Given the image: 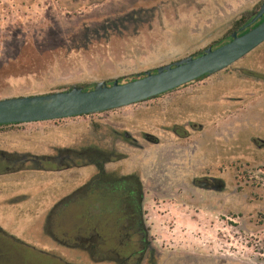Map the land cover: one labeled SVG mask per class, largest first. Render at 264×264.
Listing matches in <instances>:
<instances>
[{
  "label": "rangeland",
  "instance_id": "obj_1",
  "mask_svg": "<svg viewBox=\"0 0 264 264\" xmlns=\"http://www.w3.org/2000/svg\"><path fill=\"white\" fill-rule=\"evenodd\" d=\"M262 2L0 0V100L72 87L87 90L98 82L122 84L196 57L225 43L234 24L252 18ZM223 74H251L264 82V43ZM217 78L205 82L215 95L214 109L197 111L189 93L174 100L161 97L93 116L19 125L6 130L0 144L7 151L55 159L60 153L121 149L128 158L124 168L137 166L148 178L144 215L159 256L154 264H264V86L233 104L224 101L231 98L221 89L239 84L234 77L212 82ZM213 86L221 92L214 93ZM124 133L142 150L117 145ZM144 136L157 144L145 142ZM35 164L49 168L40 159L25 168ZM91 172L69 167L6 179L8 191L16 187L22 197L41 198L39 193L55 189L57 198L78 188ZM206 177L220 180L224 189L210 192L192 185ZM16 226V234L44 252L17 247V255L10 253L5 264H91L78 254L62 257L56 246L37 245L34 230L20 222Z\"/></svg>",
  "mask_w": 264,
  "mask_h": 264
},
{
  "label": "flooded vegetation",
  "instance_id": "obj_2",
  "mask_svg": "<svg viewBox=\"0 0 264 264\" xmlns=\"http://www.w3.org/2000/svg\"><path fill=\"white\" fill-rule=\"evenodd\" d=\"M135 79L136 76L131 80ZM143 140L152 145L157 144L156 139L149 136H144ZM116 143L142 150L126 133L117 138ZM3 146L0 144V264L7 262L10 253L16 254L17 247L44 252L31 244L24 235L16 234V224L19 222L28 227L29 232L34 230L39 235V238H35L37 245L43 243V248L48 245L56 246L63 250L62 257L68 253L78 254L91 264L155 263L159 256L152 247L144 215L145 199L150 192L148 178L137 166L124 168L122 162L128 158L121 153V149L113 147L108 152L101 149L95 152L85 151L78 155L60 153L55 159L48 155H23L17 151H7ZM38 159L49 168H40L36 164L34 169L25 168L27 163L32 164ZM63 162H67L68 166H64ZM52 165H63L64 168H51ZM69 167L90 168L92 172L78 188L61 197L56 198L55 189L52 192L39 193L41 198L37 195L31 198L22 197V190L16 187L8 191L11 185L8 184L7 176L28 172L54 173L69 170ZM14 184L19 183L14 181ZM202 184L207 187H202ZM192 185L210 192H221L224 189L220 180L211 177L197 179ZM42 198L50 202H42L45 201H41ZM27 204L39 211L30 212L28 208L23 207ZM25 216L29 219L24 220ZM71 222L74 224H70Z\"/></svg>",
  "mask_w": 264,
  "mask_h": 264
},
{
  "label": "water",
  "instance_id": "obj_3",
  "mask_svg": "<svg viewBox=\"0 0 264 264\" xmlns=\"http://www.w3.org/2000/svg\"><path fill=\"white\" fill-rule=\"evenodd\" d=\"M257 22L258 25L253 27ZM247 30V31H246ZM246 31V32H245ZM264 43V2L250 22L231 33L230 41L205 49L198 57H187L141 75L124 84L96 83L89 91H69L0 100V126L28 125L93 116L143 103L192 83L203 76L222 72ZM202 187H207L202 184Z\"/></svg>",
  "mask_w": 264,
  "mask_h": 264
},
{
  "label": "crops",
  "instance_id": "obj_4",
  "mask_svg": "<svg viewBox=\"0 0 264 264\" xmlns=\"http://www.w3.org/2000/svg\"><path fill=\"white\" fill-rule=\"evenodd\" d=\"M228 69L219 72L215 75L209 76L207 77V79H203L200 81H197L191 85H188L186 87H183L179 90L176 91H172L169 93H166L162 96H160L159 98H169L170 100H174L175 98H183L185 96H189L191 98V107L196 108L197 111H199V109H214L216 107V99H215V95L211 94L210 92V88L207 87V85H205V82H208L207 80L212 79V78H217V79H213L212 82H216L218 79L223 78L224 81L226 82V79H230L232 80L234 77V81H236L239 85L234 86L233 88L227 87V86H223L221 91L222 93H224L225 97H230L231 99L228 100H224L225 102H230L233 104H239L241 102V100H245L246 98H251L254 96V94L257 92V86H264V82H260L259 80H253L252 76H249L251 74H249L248 76H246V78H240V74H236L235 76H228V75H221V73L226 72ZM220 76V77H219ZM243 83L245 85H241L240 84ZM190 87V88H188ZM186 89H190L187 91H184ZM214 91V93H219L221 91H218V88L216 89L215 86H213L212 88ZM230 89H233L235 91L234 95L230 94ZM243 92V95H240ZM189 95H185L188 94ZM246 94V95H245ZM185 95V96H184ZM156 98V99H159ZM153 99H150L148 101H151ZM222 101V100H221ZM146 102V101H145ZM144 102V103H145ZM140 104V103H139ZM137 104L133 105L136 106ZM121 110V109H119ZM111 112V111H110Z\"/></svg>",
  "mask_w": 264,
  "mask_h": 264
},
{
  "label": "trees",
  "instance_id": "obj_5",
  "mask_svg": "<svg viewBox=\"0 0 264 264\" xmlns=\"http://www.w3.org/2000/svg\"><path fill=\"white\" fill-rule=\"evenodd\" d=\"M250 20H251V18H249V19H240V21H238V22H236L235 24H234V26H235V30H239V29H241L242 27H244L245 25H247L249 22H250ZM259 24V22H257L253 27H255L256 25H258ZM247 31V30H246ZM245 31V32H246ZM229 38V41H230V37H228ZM208 76H203V77H201L200 79H198V80H196V81H194V82H192V83H189V84H187V85H185V86H183V87H186V86H188V85H191V84H193V83H195V82H197V81H200V80H203V79H205V78H207ZM129 81H132V80H129ZM183 87H180V88H178V89H176V90H179V89H181V88H183ZM93 88V87H92ZM92 88H89V89H87V90H85V89H83L84 91H89V90H91ZM176 90H174V91H176ZM172 92V91H171ZM162 96V95H161ZM160 96H158V97H156V98H159ZM156 98H153V99H156ZM80 118V117H79ZM60 121V120H59ZM59 121H55L56 123L57 122H59ZM19 125H10V126H0V138H2V137H4L5 136V132H6V130H8L9 128H15V127H18ZM44 156H46V155H44Z\"/></svg>",
  "mask_w": 264,
  "mask_h": 264
}]
</instances>
